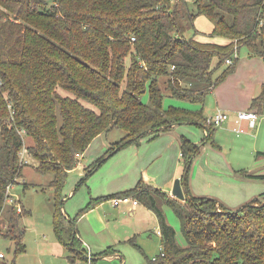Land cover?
I'll return each instance as SVG.
<instances>
[{"label": "trees", "instance_id": "1", "mask_svg": "<svg viewBox=\"0 0 264 264\" xmlns=\"http://www.w3.org/2000/svg\"><path fill=\"white\" fill-rule=\"evenodd\" d=\"M192 3L0 0V213L6 210L10 231L17 227V235L9 230L4 235L15 241L17 251L24 249L19 223L27 210L5 203L6 188L22 176L19 152L27 137L33 144L25 148L39 161L36 171L51 176L53 231L74 257L87 255L76 219L101 200L129 195L158 222L161 253L148 264H264V205L256 206L264 191L234 211L215 198L187 194L183 185L202 145L218 147L213 139L217 126L199 111L163 106L166 96L203 104L207 93L233 72L238 58L233 61L232 54L241 46L264 61V0ZM198 16L211 22L209 34L196 29ZM251 108L264 113V82ZM182 123L205 131L200 144L180 139L183 201L139 183L91 200L76 217L65 216V179L95 137L123 131L86 168V178L118 150ZM245 176L264 180V174ZM164 206L179 221L184 245Z\"/></svg>", "mask_w": 264, "mask_h": 264}, {"label": "crops", "instance_id": "2", "mask_svg": "<svg viewBox=\"0 0 264 264\" xmlns=\"http://www.w3.org/2000/svg\"><path fill=\"white\" fill-rule=\"evenodd\" d=\"M212 28L211 25L208 33L205 34H209ZM222 42H225V40ZM245 54L246 59L240 58L233 72L207 93L200 109H198V103L185 100H181L182 104L187 102L185 105L173 106L196 114L199 111L207 120L217 111L226 112L231 116L230 120L225 121L217 128L225 135L233 133L236 136L235 142L228 143L226 136H220V139L214 140L218 147L209 143L202 145L200 153L192 161L189 179L187 184L184 183L183 188L187 194L192 196L212 197L223 204L239 208L259 194L255 195L254 184H252V182L258 180L245 178V175L264 174V151H258L256 160L247 163L239 162L241 160L229 161L226 157L228 152H224V149L227 148H234L240 152L247 151L249 148L246 145L250 144L252 134L255 131L253 129L256 128V122L253 127L249 126L247 122L237 124L233 117L238 111L246 110H252L258 117V112L251 108V101L261 92L262 83L264 82V61L259 56H249L250 53L247 52ZM238 70H241L242 73L248 71L244 81L246 85L241 86L244 87L241 92L232 89L235 86L237 88L240 86L231 81L236 77ZM233 98H236L241 104L233 107L231 102ZM165 102L166 100L163 101L164 108L168 109L172 106L170 101L167 100L169 105ZM188 103H191V106L187 105ZM189 126L195 127V129L191 130L188 128ZM239 128L242 131L237 130ZM196 129H199V127L190 123L175 124L171 130L161 133L153 139L145 137L138 144H131L118 150L117 152H120L117 154L118 156L115 158L112 167L109 168L108 173L105 174L106 179L103 183L92 187V182L96 178H93L91 182L89 181V184L86 183L85 186L90 201L125 192L135 188L139 183L152 185L172 197L171 190L174 180L176 178L180 179L184 170V162L180 152V139L184 136L188 139L192 138L191 140L196 144H200L205 131L201 129V137L200 132ZM238 134H245V136L243 139L238 138L240 137ZM104 135L100 134L95 137L81 157H87L89 161L87 166L83 165L85 171L96 159L103 156L110 147V141L102 138ZM242 172L244 174H241ZM73 192L74 188L69 193L73 194ZM67 199L69 197L64 195V201ZM67 208L72 213L75 210L74 204H70ZM64 212L66 211L64 210ZM151 212L146 206H141V203L136 206L130 203L113 206L110 199L97 202L89 211L76 219L75 228L82 249L85 253H90L91 260H94L93 251L102 252L101 250L107 248V246L110 247L111 243H116V240L129 236L130 232H143L146 229V224L148 226L150 223V219L147 220V218L150 217ZM172 215V210H168L166 212L167 220L168 218L174 220ZM66 216L70 217L67 213ZM125 225L128 229L123 228ZM83 258L88 261L86 254Z\"/></svg>", "mask_w": 264, "mask_h": 264}, {"label": "rangeland", "instance_id": "3", "mask_svg": "<svg viewBox=\"0 0 264 264\" xmlns=\"http://www.w3.org/2000/svg\"><path fill=\"white\" fill-rule=\"evenodd\" d=\"M187 1L193 6L192 0ZM211 25V22L204 16H198L195 20L196 29L204 34L208 33ZM202 36L203 34L199 35V38H201L200 40L205 39L202 38ZM246 52L248 54L250 53L248 47L241 46L235 54H232L231 59L233 61L235 58H238L237 61H239L240 58L246 59ZM249 56L253 55L249 54ZM221 71V69L216 70L215 76H218ZM247 73L248 71L242 73L241 70H238L236 77L231 81L240 86L238 88L237 86L233 87V90L236 92L242 91L244 87L241 86L246 85L244 81L246 80L245 76ZM142 99L143 102L147 104L149 103L147 95L143 96ZM164 100H166L165 104L167 105H169L167 100L170 101V105L172 106H181L187 103L184 102L182 104L181 100L169 96H166ZM231 102L233 103V107L241 104L236 98H233V101ZM198 104V109H200L203 104ZM187 105L191 106V103H188ZM255 122L256 128L253 129L255 131L252 134L253 136L250 144L246 145L249 148L247 151L240 152L234 148L224 149V152H228L226 157L229 161L234 162L236 160H241L239 161L241 163H247L251 160L255 161L257 152L264 151V113H258ZM188 128L191 130L195 129V127L192 126H189ZM196 130L200 132V136L202 137V130L200 128ZM238 135H240L238 138L242 139L245 136V134ZM122 136L123 131L114 129L106 133L102 138L110 141V143H114ZM220 136H226L228 138V143L235 142L236 139V136L233 133L225 135L219 131V128H216L213 132V139L216 141L218 138L220 139ZM189 139L191 140L192 138ZM191 141L194 142L193 140ZM32 144L33 142L31 139L27 137L24 139L25 147ZM251 149H253V151H251ZM119 152L107 157V159L101 163V166H103H100L101 168L98 167L97 170L87 178L85 177L86 171L83 165L87 166L89 161L87 157L79 158L80 164L78 163L77 166L67 174L64 182L65 194L63 193V195L69 197V199L63 203L62 211L65 216L67 213V215H70L69 218L76 217L80 210L89 203L90 199L88 190L85 186L86 183L89 184V181L91 182L93 178L96 179L92 182V187L103 183L106 179L105 174H107L109 168L112 167ZM24 156L28 160V164L23 165L22 176L18 179L19 183H15L10 190V194L18 203V206L27 210L26 215L20 219L19 223V227L24 229L22 238L24 249L17 251L15 241L10 237L4 236L10 228V224L8 223L7 212L6 210H3L0 213V253L4 257L0 258V264H148L149 260L161 253L160 235L157 233L159 227L155 214L151 212L149 215L150 217L147 218V220L150 219L148 226L146 224V229L148 228L147 230L145 229L143 232L139 231L137 233L130 232L129 236L116 240V243H111L110 247L107 246V248L101 250L102 252L93 251L94 260L87 261L85 258L74 257L69 249L59 242L52 228V189L47 186L51 176L50 174L43 175L36 171L35 167L39 164V161L33 158L28 151L25 150ZM109 173L111 172L109 171ZM245 178L248 177L245 176ZM254 180H258L252 182L255 189L254 193L255 195L258 193L260 194L264 191V180ZM73 188L74 192L73 194H70L69 192L72 191ZM259 194L256 197H259ZM70 204H74L75 210L73 213L67 208ZM142 205L143 204H141V206ZM224 205L231 207L226 204ZM243 205L245 204H242L240 207ZM262 205H264V199L259 198L256 206L260 207ZM231 208L229 209L234 211L239 207ZM64 210L66 212H64ZM168 210L172 209L168 206H164L165 213L168 212ZM172 216H174V220H169L168 218V222L176 230L178 242L181 245H184V239L180 231V223L174 214ZM123 228L128 229L127 225L123 226ZM12 230H14V232L9 231L14 235H17V227ZM112 254L116 255L113 256Z\"/></svg>", "mask_w": 264, "mask_h": 264}, {"label": "built area", "instance_id": "4", "mask_svg": "<svg viewBox=\"0 0 264 264\" xmlns=\"http://www.w3.org/2000/svg\"><path fill=\"white\" fill-rule=\"evenodd\" d=\"M232 60L231 59H226V63H231ZM172 68H174V66H172ZM1 79V78H0ZM235 119V123L240 124L241 122H247L249 124V126L253 127L255 124V120L257 118V114L255 112H253L252 110H246V111H238L234 116ZM231 119V116L226 113V112H222V111H217L216 113L213 114V116H211L209 118V121H211L215 126H220L222 123H224L225 121H228ZM242 131L240 128L237 129ZM26 148L23 147V149L19 152L20 155V165H26L28 164V160L25 158L24 156V152H25ZM27 151V150H26ZM13 185H8L6 188V200L5 203L6 204H14L17 208V211L21 210V207L18 206V203L16 202V200H14V198L11 196L10 194V190L12 188ZM110 202L112 203L113 206H117L121 203H130L133 206H136L139 202L136 198L129 196V195H122V196H115L110 198ZM157 233L160 235V230H157ZM163 255V253H162ZM4 257L1 253H0V258ZM87 259L88 261L91 260V254L87 253Z\"/></svg>", "mask_w": 264, "mask_h": 264}, {"label": "water", "instance_id": "5", "mask_svg": "<svg viewBox=\"0 0 264 264\" xmlns=\"http://www.w3.org/2000/svg\"><path fill=\"white\" fill-rule=\"evenodd\" d=\"M171 195L178 200L183 201L185 199V194H184V191L181 185V180L179 178H176L174 180L172 190H171Z\"/></svg>", "mask_w": 264, "mask_h": 264}]
</instances>
